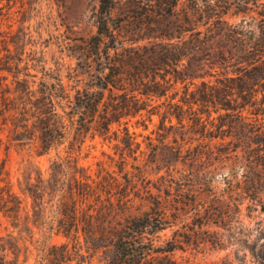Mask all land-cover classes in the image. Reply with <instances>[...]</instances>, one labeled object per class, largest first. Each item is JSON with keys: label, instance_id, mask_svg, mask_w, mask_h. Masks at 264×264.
<instances>
[{"label": "trees", "instance_id": "1", "mask_svg": "<svg viewBox=\"0 0 264 264\" xmlns=\"http://www.w3.org/2000/svg\"><path fill=\"white\" fill-rule=\"evenodd\" d=\"M115 1L100 0L96 38L107 60L111 50L120 54L122 43L111 25ZM250 1L207 0L213 16L158 43L152 65L136 50L131 61H102L96 89L72 96L59 77L34 88L27 73L12 96H1L3 115L9 113L7 152L15 147L38 157L55 155L46 172L24 171L17 183L5 164L0 168V217L12 228L0 235V264H92L96 255L101 264H183L177 252L200 245L203 228L234 227L246 202L264 211V0L252 2L262 7L256 28ZM177 4L172 0L170 12ZM233 4L250 20L230 23L225 14ZM178 84L184 94L175 101ZM144 113L162 115L164 127L167 120L173 127L176 118L185 141L170 149L166 174L162 167L155 172L156 191L137 189L138 180L152 183L145 166L153 159L134 166L135 174L122 154L118 176L105 169L93 174L79 164L76 154L89 133L108 139L116 124L125 125L123 142L131 149L127 125ZM216 139L223 149L215 151ZM151 154L155 158L156 149ZM225 159L242 168V177H225L223 194L210 199ZM136 198L148 209L134 214ZM166 231L173 234L162 239ZM214 234L211 242L224 246V233ZM251 236L241 248L264 264V227ZM56 237L65 240L54 242ZM25 239L35 245V263H29L33 252Z\"/></svg>", "mask_w": 264, "mask_h": 264}, {"label": "rangeland", "instance_id": "2", "mask_svg": "<svg viewBox=\"0 0 264 264\" xmlns=\"http://www.w3.org/2000/svg\"><path fill=\"white\" fill-rule=\"evenodd\" d=\"M254 1L251 0L249 6L256 10L251 12L257 17L253 24L256 28L259 23L257 12L262 7H256L252 3ZM171 3L172 0H116L111 25L122 43L120 54L111 50L112 58L107 60L104 59L105 54L98 47L96 38L100 0H0V168L6 165L5 170L10 173L12 182L17 183L18 177L24 171L35 175L40 168L46 172L50 165L49 159L55 155V151L41 157L33 152L18 151L15 147L7 152L10 123L6 124V118L9 113L3 115L1 96H12L11 93L18 86L16 81L24 78L27 73L33 75L28 79L35 81L34 88L38 87L40 82H54L55 78L59 77L67 85L72 96L78 89H96V85L100 83L102 61L113 63L119 59L130 60L129 56L135 50L149 57L152 65L155 57L152 52L158 43L193 29L206 17L213 16V11L207 7V0H178L177 6L170 12ZM226 12L225 17L230 23H239L244 18L250 20V15L239 12L234 4ZM193 88L194 86H191V89ZM177 90L179 93L175 101L181 99L184 94L183 84H178ZM174 92L175 90H172L169 95ZM163 109L164 107L161 111ZM162 120L160 114L149 118L146 113L142 118L131 119L127 125L134 142L131 149L123 142L127 137L124 124L114 125L113 129L117 130V133L112 131L111 138L108 139L99 135L93 137L89 133L86 142L76 154L79 164L93 174L99 169H105L118 176L122 154L127 162L126 169L135 174H138V170L134 166H144L147 160L153 159L145 166V175L152 179V183L146 184V181L138 180L137 189L144 193V186L149 185L156 191L153 183L157 182L158 175L155 172L162 167L160 174H166L164 165L165 160L170 157V149L185 142L182 140V128L176 118H173V127H170L169 120L165 122L164 127ZM220 141L214 140V143H217L215 151L223 149L224 145H220ZM154 149L155 158L151 154ZM135 157H138V160ZM225 160L221 166L226 167L219 170L212 184L214 190L210 199L223 194L225 177L231 178L234 173L235 178L242 177V168L239 169L232 159ZM131 196H134V193ZM134 205V214L148 209L147 205H141L139 198H136ZM241 208L240 221L234 223V227L228 229V226H225L227 228L224 229L217 224H211L210 227L202 229L198 237L200 245L187 246L185 251H178L176 256L183 264H256L251 252L247 248H241V244L247 235L252 234L251 237L254 238L256 230L264 227V211L261 206L251 205L249 202L244 203ZM185 221L191 224L192 219L187 218ZM11 230L6 219L0 217V235H5ZM216 231L224 233V246H216L211 242ZM172 234V231H166L161 234L162 239L171 238ZM26 240L25 243L33 252L29 263H35V245ZM64 240L63 237H56L54 242L61 243ZM260 243H264V237ZM23 257L24 250L21 258ZM100 260V255H96L91 262L101 264Z\"/></svg>", "mask_w": 264, "mask_h": 264}]
</instances>
